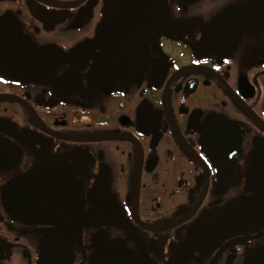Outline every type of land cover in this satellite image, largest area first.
Wrapping results in <instances>:
<instances>
[{
    "label": "flooded vegetation",
    "instance_id": "obj_1",
    "mask_svg": "<svg viewBox=\"0 0 264 264\" xmlns=\"http://www.w3.org/2000/svg\"><path fill=\"white\" fill-rule=\"evenodd\" d=\"M264 263V0H0V264Z\"/></svg>",
    "mask_w": 264,
    "mask_h": 264
},
{
    "label": "water",
    "instance_id": "obj_2",
    "mask_svg": "<svg viewBox=\"0 0 264 264\" xmlns=\"http://www.w3.org/2000/svg\"><path fill=\"white\" fill-rule=\"evenodd\" d=\"M260 264H264V263H260Z\"/></svg>",
    "mask_w": 264,
    "mask_h": 264
}]
</instances>
